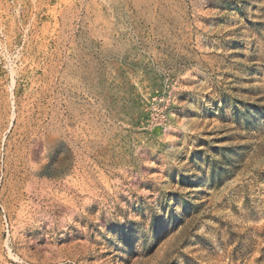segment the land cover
Wrapping results in <instances>:
<instances>
[{"label": "rangeland", "instance_id": "374dc122", "mask_svg": "<svg viewBox=\"0 0 264 264\" xmlns=\"http://www.w3.org/2000/svg\"><path fill=\"white\" fill-rule=\"evenodd\" d=\"M0 264H264V0H0Z\"/></svg>", "mask_w": 264, "mask_h": 264}]
</instances>
